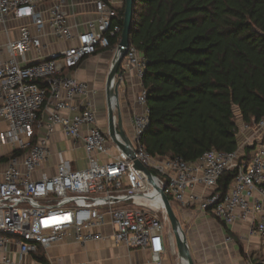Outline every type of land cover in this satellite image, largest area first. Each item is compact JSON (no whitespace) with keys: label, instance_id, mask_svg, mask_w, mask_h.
<instances>
[{"label":"built area","instance_id":"built-area-1","mask_svg":"<svg viewBox=\"0 0 264 264\" xmlns=\"http://www.w3.org/2000/svg\"><path fill=\"white\" fill-rule=\"evenodd\" d=\"M44 1L0 0V25L7 36L0 39V122L7 125L0 129V146L15 147V155L0 171V264H24L41 248L68 237L82 244L103 238L94 228L108 219L116 243L146 248L152 261L162 264L166 241L174 240L164 203L97 121L88 82L71 74L87 56L111 49V38L120 39L123 25L115 22L119 12L108 1L96 0L99 18L75 36L67 0H54L47 10L41 8ZM18 19H28L35 34L22 24L18 37L12 38L8 23ZM70 40L75 43L45 53L53 42ZM30 52L35 56L29 58ZM125 56L123 64L141 81L137 96L141 111L131 117L132 146L170 202L181 208L197 206L227 225L255 217L252 232L264 236V119L238 125V136L247 130L260 136L251 143V151L245 150L249 145L245 142L233 152L207 150L195 161L152 155L142 142L150 125L142 84L147 60L134 44ZM57 128L70 146L84 148V168L73 169L61 161L53 175L41 169L51 157V137ZM229 171L235 176L227 191L219 192V179Z\"/></svg>","mask_w":264,"mask_h":264},{"label":"trees","instance_id":"trees-1","mask_svg":"<svg viewBox=\"0 0 264 264\" xmlns=\"http://www.w3.org/2000/svg\"><path fill=\"white\" fill-rule=\"evenodd\" d=\"M133 7L130 39L147 60V151L195 161L210 149L237 150L239 119H264V0H134ZM124 12L115 22L123 25ZM119 41L111 38L112 48ZM234 176L224 173L218 191Z\"/></svg>","mask_w":264,"mask_h":264},{"label":"crops","instance_id":"crops-1","mask_svg":"<svg viewBox=\"0 0 264 264\" xmlns=\"http://www.w3.org/2000/svg\"><path fill=\"white\" fill-rule=\"evenodd\" d=\"M95 1H66L65 9L68 11V22L75 36L88 28L89 21L99 18ZM106 1L111 3L118 12L125 3V0ZM53 2L54 0H45L41 4V8L47 10ZM22 24L30 26L32 33L35 34L36 29L28 19L11 20L8 27L11 29L10 35L12 38L18 37L19 26ZM3 28V25H0L1 42L7 39L5 32L2 31ZM74 43L73 40L53 42L45 53L64 49ZM115 49H101L96 54L87 56L78 67L71 70V74H74L78 79L88 82L92 90L91 98L94 106H96L97 121L104 128H107L108 124L105 87ZM28 56L32 58L35 54L30 52ZM121 69L123 75L120 77L118 86L119 103L124 116V128L128 136L133 138L131 117L136 111H141V106L137 103V96L141 91V81L136 72L127 68L123 63ZM239 124H245L241 118ZM6 127L7 125L0 122V129ZM259 139L260 136L252 134L251 130L244 131L242 135H239V146L245 142H248L249 145L247 146H252L251 143H256ZM63 144L66 146L64 150L61 148ZM6 145L9 148L6 151H0V171L4 170L7 165V160L4 161L1 158L10 155L15 149L12 143ZM252 149L253 146L250 150ZM74 151H82L87 160L84 148L70 146V142L65 138L61 129L57 128L51 137V157L41 169L53 175L56 173L57 164L61 161H68L73 169L84 168L80 167L78 160L75 159ZM203 190V188H198L197 191L202 193ZM173 206L178 218L181 220L185 234H187L188 247L191 250L195 264H264V236L252 232L256 221L255 217L238 219L233 224L227 225L221 220L219 221L209 211H200L197 206L187 208H181L177 204ZM94 230L100 232L103 238L82 244L73 237H68L64 241L58 242V244L41 248L36 256H28L24 264H33L35 260L40 261L38 256L42 255L46 257L48 264H79L80 262H86L87 264H155L148 249L131 248L126 244L116 243L112 236L114 227L109 219L105 225L97 226ZM162 264H185L176 249L175 237L174 240L167 239L166 241L165 252L162 254Z\"/></svg>","mask_w":264,"mask_h":264},{"label":"water","instance_id":"water-1","mask_svg":"<svg viewBox=\"0 0 264 264\" xmlns=\"http://www.w3.org/2000/svg\"><path fill=\"white\" fill-rule=\"evenodd\" d=\"M134 0H125L123 29L120 36V41L117 45L114 59L109 70V75L106 81V99L108 105L107 114V129L109 137L112 142L122 151L129 155L133 160L134 168L139 170L148 184L156 189L158 195L164 203L167 217L170 219L171 229L175 237L176 249L179 256L184 260L185 264H195L191 250H189L187 243V234L182 227L180 218H178L173 203L170 202L168 196L165 194L164 187L158 184L155 174L149 170L142 161L136 157L132 146V138L128 136L124 128V116L122 113L121 105L119 103V82L123 72L120 66L124 62L125 55L128 48L132 44L131 32L133 28V15H134Z\"/></svg>","mask_w":264,"mask_h":264},{"label":"rangeland","instance_id":"rangeland-1","mask_svg":"<svg viewBox=\"0 0 264 264\" xmlns=\"http://www.w3.org/2000/svg\"><path fill=\"white\" fill-rule=\"evenodd\" d=\"M115 51H116V49H115ZM114 54H115V52H114ZM65 147H66L65 144H63L62 147H61L62 150H64ZM8 148L9 147L7 145L6 146L3 145V146L0 147V151H6V149H8ZM73 155L75 156V159L78 160L80 167H85L86 166V157H85V155H84V153L82 151H74ZM173 205H174V203H173Z\"/></svg>","mask_w":264,"mask_h":264},{"label":"bare ground","instance_id":"bare-ground-1","mask_svg":"<svg viewBox=\"0 0 264 264\" xmlns=\"http://www.w3.org/2000/svg\"><path fill=\"white\" fill-rule=\"evenodd\" d=\"M154 199H155V201H157V202L160 201L158 197H156V198H154ZM154 199H153V200H154ZM161 204H162V203H161Z\"/></svg>","mask_w":264,"mask_h":264}]
</instances>
